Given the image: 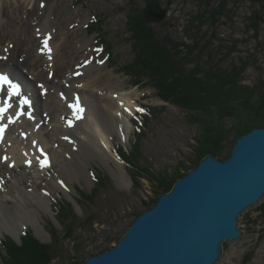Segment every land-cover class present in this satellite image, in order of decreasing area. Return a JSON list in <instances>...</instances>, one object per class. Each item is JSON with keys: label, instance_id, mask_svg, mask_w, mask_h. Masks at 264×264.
Instances as JSON below:
<instances>
[{"label": "rangeland", "instance_id": "374dc122", "mask_svg": "<svg viewBox=\"0 0 264 264\" xmlns=\"http://www.w3.org/2000/svg\"><path fill=\"white\" fill-rule=\"evenodd\" d=\"M39 1L37 6L34 5L36 11L44 12L48 6L56 10L53 12V31L58 42L62 40L59 27L81 35L83 43L90 42L85 58L103 72L113 71L115 79L121 82V88L133 94L136 105L134 112L130 114L124 111L132 125L129 142L122 143L117 132H114V153L118 144L127 152H132V145H137L138 127L142 126L144 135L141 137L142 153L139 159L142 169L153 174H172L180 169L181 173L186 174L195 168L201 159L197 160L196 150L198 127L189 121L190 114L163 101L151 82L136 85L121 68L132 65L136 60L130 31L132 24L129 21L133 13H142L145 0ZM159 1L168 10L167 19L162 24H147L154 28L157 37L170 41L173 46L170 50L180 52L188 70L198 69L200 75H206L229 73L234 66L242 68L241 83L264 95V1L260 4L248 0ZM95 22L99 25L98 31L91 32L89 26ZM100 37L111 44L110 57L103 51ZM29 78L32 79V76ZM32 85L38 95V86L41 85L34 81ZM45 91L48 95V91ZM28 94L32 97V94ZM144 107L158 109L157 116L150 118L147 125H142L138 118L139 114L145 113ZM41 111L39 116L37 110L32 116L40 118ZM195 117L199 116L195 114ZM42 122L38 131L43 126ZM235 140L233 135L228 137L223 154L225 158L230 156ZM120 161L128 181H131L129 187H120L105 164L91 159L86 166L89 182L74 179L68 185V192L47 187L51 212H41L39 218L46 233L44 240L31 225H26L19 238L5 232L0 234V241L13 240L21 244L25 234L31 235L42 244L53 246L55 255L51 264H84L92 254L116 245L135 220V214L145 209L144 202L149 203L157 197L156 185L147 173L136 171L128 163ZM88 196L92 198L88 199ZM58 198L72 204L75 217L68 215L69 219H64L58 216L59 221L55 218L53 200ZM71 222L73 235L68 238ZM239 228L244 232L243 237L232 243H224V255L217 264H264V197L240 216ZM5 257L7 254L0 245V264H5Z\"/></svg>", "mask_w": 264, "mask_h": 264}, {"label": "bare ground", "instance_id": "6f19581e", "mask_svg": "<svg viewBox=\"0 0 264 264\" xmlns=\"http://www.w3.org/2000/svg\"><path fill=\"white\" fill-rule=\"evenodd\" d=\"M35 4L37 0H0V73L24 84L20 96L9 100L12 107L2 121L7 127L0 139V234L19 238L24 226L31 225L44 240L39 218L41 212H51L47 187L68 192L74 179L89 182V160L105 164L120 187L131 185L112 137L117 132L122 143L129 142L132 125L124 111L132 114L136 105L113 71L103 72L85 58L90 42L61 27L58 42L56 10L48 6L40 13ZM32 81L41 85L38 95ZM3 88L0 101L8 99L7 85ZM23 93L32 94L33 104L17 118ZM40 109L41 117H33ZM8 116L15 122L8 123Z\"/></svg>", "mask_w": 264, "mask_h": 264}, {"label": "water", "instance_id": "95a60500", "mask_svg": "<svg viewBox=\"0 0 264 264\" xmlns=\"http://www.w3.org/2000/svg\"><path fill=\"white\" fill-rule=\"evenodd\" d=\"M167 15L159 0H145L146 23L162 24ZM263 197L264 126L257 125L236 138L227 159H201L135 218L116 245L84 264H217L224 243L244 235L240 216Z\"/></svg>", "mask_w": 264, "mask_h": 264}, {"label": "trees", "instance_id": "16d2710c", "mask_svg": "<svg viewBox=\"0 0 264 264\" xmlns=\"http://www.w3.org/2000/svg\"><path fill=\"white\" fill-rule=\"evenodd\" d=\"M223 14V13H221ZM220 14V15H221ZM216 19V14L213 15ZM130 31L133 39V51L136 60L132 65L121 67L136 85H146L151 82L158 90L159 97L176 105L190 114L189 121L198 127L197 160L205 155L214 154L225 160V143L229 136L235 139L250 131L257 125L264 126V95L249 89L241 83L242 68H234L229 73L200 75L198 69L188 70L179 51L170 50V41L157 37L154 28L144 22L142 13H133L130 17ZM98 23L89 26L91 32L98 31ZM103 51L112 55V46L102 37L99 40ZM173 49V48H172ZM148 80V82H145ZM144 114L138 115L140 122L148 124L150 118H155L158 109L144 107ZM195 114L199 117H195ZM142 127V126H141ZM138 127L137 145H132V152H127L121 145L116 146L117 157L128 163L136 171L148 174V178L156 185V198L144 202L142 211L135 217L155 206L162 194L171 190L180 177L186 175L177 169L172 174L160 172L153 174L139 166L141 157V137L143 129ZM91 199L92 196H88ZM55 218L58 216L69 219L75 213L72 204L55 199L53 202ZM68 211V213H67ZM57 213V214H56ZM69 215V216H68ZM68 238L73 235V223L68 229ZM5 257V264H51L54 260L53 246L42 244L31 235L25 234L22 243L13 240L0 241ZM100 252L98 254H101ZM94 255V254H92Z\"/></svg>", "mask_w": 264, "mask_h": 264}, {"label": "snow or ice", "instance_id": "6c2138e0", "mask_svg": "<svg viewBox=\"0 0 264 264\" xmlns=\"http://www.w3.org/2000/svg\"><path fill=\"white\" fill-rule=\"evenodd\" d=\"M41 7H43V5H41ZM44 46L46 49H48L49 59H51V55H50L51 49L48 48V41L47 40L44 41ZM3 85H7L6 95H7L8 99L0 101V104H2V106H0V139H2L3 133L7 127V125L2 123V121L5 119V116H6V113L8 112V109L12 107V105L9 103V100L13 96H17V97L20 96L19 85L14 84L7 76L0 75V93L5 92ZM25 106L30 107V101L27 98H21V100H20V111L17 113V118L19 115L24 114V107ZM70 106L75 107L73 105H70ZM77 111H81V109L77 108ZM138 111H143V110L138 109ZM31 118L32 117L29 114V119H31ZM7 121H8V123H14L15 122L14 118L11 116L7 117Z\"/></svg>", "mask_w": 264, "mask_h": 264}]
</instances>
